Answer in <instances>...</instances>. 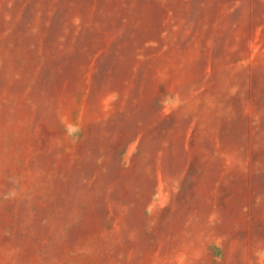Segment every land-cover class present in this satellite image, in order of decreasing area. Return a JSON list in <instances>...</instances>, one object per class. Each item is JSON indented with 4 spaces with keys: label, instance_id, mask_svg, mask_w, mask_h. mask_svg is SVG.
<instances>
[{
    "label": "rangeland",
    "instance_id": "1",
    "mask_svg": "<svg viewBox=\"0 0 264 264\" xmlns=\"http://www.w3.org/2000/svg\"><path fill=\"white\" fill-rule=\"evenodd\" d=\"M190 87L239 204L222 264H264V0H0V264H142L150 120Z\"/></svg>",
    "mask_w": 264,
    "mask_h": 264
},
{
    "label": "crops",
    "instance_id": "2",
    "mask_svg": "<svg viewBox=\"0 0 264 264\" xmlns=\"http://www.w3.org/2000/svg\"><path fill=\"white\" fill-rule=\"evenodd\" d=\"M203 90L190 87L180 94L167 89L159 94L158 114L150 120V127L151 142L160 147L153 152L152 183L144 185L146 193L137 212L142 219L137 237L146 245L136 252L143 257L142 264H222L224 242L232 239L233 227L237 237L239 204L221 200L223 194H231L232 180L229 189H222L223 171H228L229 162L224 165L223 154L217 150L218 137L211 139L206 132L207 127L217 126L216 121L207 123L205 119L203 112L210 104ZM143 132L142 122L136 121L135 152ZM173 144L181 150H167ZM207 144L212 148L205 147ZM164 159L173 160L172 166ZM143 172L147 177V170ZM118 205L121 219L137 203L125 199Z\"/></svg>",
    "mask_w": 264,
    "mask_h": 264
}]
</instances>
